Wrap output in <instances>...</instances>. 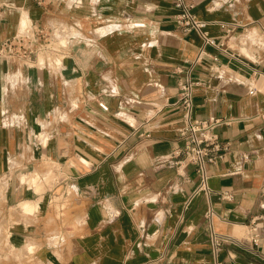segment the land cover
Wrapping results in <instances>:
<instances>
[{"label":"crops","instance_id":"1","mask_svg":"<svg viewBox=\"0 0 264 264\" xmlns=\"http://www.w3.org/2000/svg\"><path fill=\"white\" fill-rule=\"evenodd\" d=\"M190 2L218 47L174 0H0V46L33 22L63 54L0 57V264H264V0ZM189 79L194 118L234 120L206 189L179 155Z\"/></svg>","mask_w":264,"mask_h":264},{"label":"built area","instance_id":"2","mask_svg":"<svg viewBox=\"0 0 264 264\" xmlns=\"http://www.w3.org/2000/svg\"><path fill=\"white\" fill-rule=\"evenodd\" d=\"M175 7L179 10L176 16L177 22L186 31H197L202 34L205 44L218 47L215 39L210 38L204 32L206 22L198 20L193 12L194 4L190 0H174ZM40 6H47L49 0H34ZM220 44L219 48H222ZM62 46L57 43L52 30L26 22L18 34L7 40L0 46V57L6 60H13L25 63L27 65L50 66L58 62L62 56ZM193 81L187 80L180 87L177 104L183 111L184 121L182 126L177 129L179 136L186 140V145L179 151V155L184 156L188 164L196 167L201 180V187L207 188L209 177V167L224 160L226 154L231 148L230 142H225L217 133L221 126L228 125L232 119H210L199 120L193 116ZM100 107L108 111L109 107L100 103ZM225 198H230L227 194ZM213 213H210L212 217ZM228 241V238L212 232L211 245L214 253L218 255L222 245Z\"/></svg>","mask_w":264,"mask_h":264},{"label":"rangeland","instance_id":"3","mask_svg":"<svg viewBox=\"0 0 264 264\" xmlns=\"http://www.w3.org/2000/svg\"><path fill=\"white\" fill-rule=\"evenodd\" d=\"M245 43H248V42H245ZM250 43H252L251 45H253V46H257V47H259V48H261V41H259V39L258 40H256L255 38L254 39H252V41H250ZM249 44V43H248ZM260 45V46H259Z\"/></svg>","mask_w":264,"mask_h":264},{"label":"bare ground","instance_id":"4","mask_svg":"<svg viewBox=\"0 0 264 264\" xmlns=\"http://www.w3.org/2000/svg\"><path fill=\"white\" fill-rule=\"evenodd\" d=\"M24 22H26V21H24Z\"/></svg>","mask_w":264,"mask_h":264}]
</instances>
